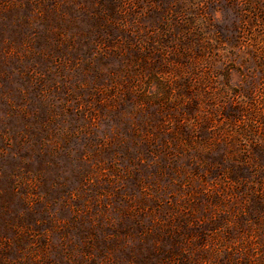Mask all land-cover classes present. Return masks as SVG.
<instances>
[{
  "label": "rangeland",
  "instance_id": "1",
  "mask_svg": "<svg viewBox=\"0 0 264 264\" xmlns=\"http://www.w3.org/2000/svg\"><path fill=\"white\" fill-rule=\"evenodd\" d=\"M0 264H264V0H0Z\"/></svg>",
  "mask_w": 264,
  "mask_h": 264
}]
</instances>
